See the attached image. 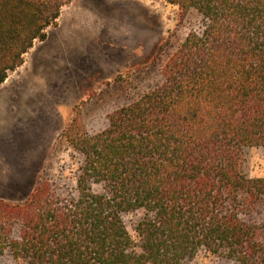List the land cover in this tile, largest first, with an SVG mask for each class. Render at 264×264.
Wrapping results in <instances>:
<instances>
[{
  "label": "trees",
  "instance_id": "16d2710c",
  "mask_svg": "<svg viewBox=\"0 0 264 264\" xmlns=\"http://www.w3.org/2000/svg\"><path fill=\"white\" fill-rule=\"evenodd\" d=\"M201 31L159 44L163 82L91 132L81 110L63 131L76 186L45 179L0 200V264H193L200 250L264 264V0H166ZM72 0H0V83L57 26ZM101 186V191L93 185ZM143 211L132 234L125 217Z\"/></svg>",
  "mask_w": 264,
  "mask_h": 264
},
{
  "label": "rangeland",
  "instance_id": "374dc122",
  "mask_svg": "<svg viewBox=\"0 0 264 264\" xmlns=\"http://www.w3.org/2000/svg\"><path fill=\"white\" fill-rule=\"evenodd\" d=\"M205 20L166 0H72L57 26L0 83V200L19 201L45 179L76 186L78 155L63 137L80 109L98 132L107 116L163 82L159 44L201 31ZM246 171L264 177V147L247 148ZM93 189L101 191L94 184ZM143 211L125 219L132 234ZM264 218V212H263ZM3 264H26L6 254ZM193 264H241L202 249Z\"/></svg>",
  "mask_w": 264,
  "mask_h": 264
}]
</instances>
